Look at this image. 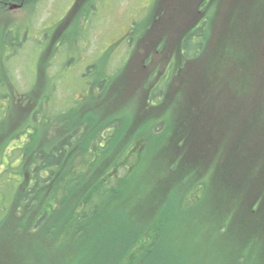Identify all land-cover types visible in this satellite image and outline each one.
Listing matches in <instances>:
<instances>
[{
    "label": "trees",
    "instance_id": "trees-1",
    "mask_svg": "<svg viewBox=\"0 0 264 264\" xmlns=\"http://www.w3.org/2000/svg\"><path fill=\"white\" fill-rule=\"evenodd\" d=\"M215 1L223 3L193 0L201 23L181 36L172 55L175 83L180 58L208 50L194 91L180 102L172 81L159 86L163 76L141 83L144 97L132 81L137 87L123 100L127 64L115 78L91 82L88 96L58 101L48 63L39 60L42 86L36 79L21 95L13 85L0 93L7 97L0 109V207L7 208L0 215V264H264V141L247 137L258 127L263 89L249 98L257 113L253 122L244 115L233 143L221 127L229 107L235 114L246 108L241 93L254 60L247 45L246 52L233 46L241 30L259 45L264 0H233L211 42ZM160 45L164 50L166 42ZM229 47L228 64L215 59L228 57ZM237 72L240 81L225 96V82L232 87ZM1 79L8 89L9 77ZM219 99L227 103L217 107ZM11 130L31 142L9 149ZM11 151L21 157L16 170Z\"/></svg>",
    "mask_w": 264,
    "mask_h": 264
},
{
    "label": "rangeland",
    "instance_id": "rangeland-1",
    "mask_svg": "<svg viewBox=\"0 0 264 264\" xmlns=\"http://www.w3.org/2000/svg\"><path fill=\"white\" fill-rule=\"evenodd\" d=\"M90 1L91 0H88V2ZM92 1L90 6L86 8L89 11L88 15L78 19V25L75 24L74 26H70V23L75 19L73 18L74 14L72 18L66 20L68 25L66 24L65 26L67 27L65 32L63 28L64 38L55 47L58 37L52 44L55 48L51 47L48 49L46 56H44L43 60H46L47 63L49 61L51 62V66L49 64L46 68V75H51V78L53 75H58L55 84V95L59 97L58 101H60V97L65 98L69 95L78 99L82 92H86L85 96H88L87 92H89L88 88H90L89 84L91 82L99 79L101 76L104 78H115L116 74L121 72L126 64L123 81L127 89L123 95H121L123 100L131 94L134 87H137L132 83V81L137 79L136 83H140L138 90L140 89L141 97H144L146 94V89L141 87V83H144L150 78L153 79L155 77L153 80L157 82V79L163 76L159 86L162 87L169 84L172 81L170 78L172 75V64L175 60V57L172 55H174L177 45H180L181 36L195 25H199L195 23V16L193 14L190 15L193 0H166V4L164 0ZM72 2L73 0H58L56 6L55 0H43L38 13L36 12V15L31 17L33 18L32 29L39 30V27H44L54 17V20L62 19ZM232 2L233 0H223V3L218 4L219 2L215 1L218 13L215 17L214 28H212L213 38L211 35L209 37V40L211 38V42L214 40L217 32H219V28L222 26L226 12ZM156 9H159V16L157 18L154 16L152 21L151 16ZM26 15H28L27 12ZM200 17H202V15ZM26 18L28 22H26ZM26 18L24 21L20 20L18 26L20 23L29 24L30 19L28 16H26ZM188 19L190 22L189 24L187 22ZM23 35L24 31L21 30L19 36L22 37ZM38 35L39 33H37V36H30L32 40H25L20 46L14 47V49H12V47L3 48V50L0 48V55L2 52L0 60H3V63L6 64L5 69L0 70V72H2L4 78L9 77L11 83L8 87L10 91H8L7 86L5 87L3 81L0 83L1 94L6 95L12 92V85L15 86V90L20 91V95L29 89L32 80L37 75V60L43 50L38 47L43 43L41 39L42 35ZM249 38V34L241 30L240 35L235 39L237 45L233 46L235 51L245 49L244 52H246L247 45L248 52L253 56L254 65L252 66L253 71L251 73H246V85L241 93L243 107L246 108H243L235 114L233 106L232 108L229 107L228 111L231 113L229 115L230 118L224 119L221 122V127L225 131V141L227 144L230 142L233 143L239 136V132L242 128V126H239V123H242L241 120L245 114L250 113L251 115L246 116V121L253 122L252 114L255 111L254 114L257 113V102H249V100L251 99V95L258 93L264 84V27L262 31H260L259 41L261 42H259V45L258 43L251 45L252 43ZM0 40L2 41V36ZM38 40L41 41L40 44ZM163 41L166 42V46L164 50H161L158 46H161L160 44H162ZM192 42L194 44H200L201 39L192 37ZM109 48H111V50ZM213 48L214 47H212L211 50ZM52 51L55 55L53 54L54 57L51 59L50 55ZM200 52L201 48L195 49V51H190L187 57L180 58L182 63L180 67V76L175 83L172 81L174 87H176V85L178 86V102L186 98L189 92L194 91L192 86L196 81V74L200 73L204 68L205 62L208 60V50L205 49L203 54ZM231 55L232 50L231 47H229L228 57H216L215 59L224 61L228 64L231 60ZM167 69H170V71L169 76L166 78ZM240 75L241 74L237 72L232 76V87L231 84L229 86V80L225 82V96H230L232 94V89H234L235 85L240 81ZM37 83L39 86H42L43 81L39 79ZM215 93L217 94L218 91ZM172 94H174V92ZM16 95L18 96V94ZM157 95L159 96L160 93H157ZM70 100L71 99H68L64 104H60L59 107L65 109ZM32 102L33 100L29 104L31 105ZM6 103L7 97H0V109H2ZM54 103L55 102L52 103V107ZM226 103L225 100L219 99L217 100V107ZM256 120L258 122V127H252L254 133L249 134L250 131L247 134V137H252L253 144L264 141V130L259 128L264 127V108L263 110L260 109L255 118V121ZM247 123L248 122H246V124ZM45 129L48 136L53 134L48 127ZM14 132L15 131L11 130L9 134L10 137L12 136L10 138L12 144L10 143L9 149H17L18 147L23 148V146L31 142L28 136L14 138ZM13 151H11V153ZM18 152V156H20L21 151L18 150ZM12 154L14 158L11 164L14 162L15 168L13 169L16 170V167L19 166L21 157H17V151ZM1 170L0 167V171ZM169 205L176 207L177 211L178 206L176 203H170ZM185 207H188V205ZM185 207L182 208L181 212L186 209ZM4 208L7 209L5 205L0 207V215L1 211H4ZM159 208V212L163 217L165 211L163 207ZM260 231L262 232L260 236L264 237V226L260 227ZM1 254H9V252L6 250ZM146 264H153V262L148 261Z\"/></svg>",
    "mask_w": 264,
    "mask_h": 264
},
{
    "label": "flooded vegetation",
    "instance_id": "flooded-vegetation-1",
    "mask_svg": "<svg viewBox=\"0 0 264 264\" xmlns=\"http://www.w3.org/2000/svg\"><path fill=\"white\" fill-rule=\"evenodd\" d=\"M42 1L43 0H0V39L2 36L3 41L2 42L0 40V45L2 43L5 48H14L18 45L20 46V44H22V42H24L25 40L28 41V39H31V37L37 36V33H39L38 36L42 35L41 39L43 41V43L40 44L41 41L38 40L40 44L38 47L43 49L40 56H46L48 49L53 47L52 44L59 36L62 35L63 28H66V24L68 25V22H66V20L74 14V7H79L84 0H73V2L67 8L62 19L54 20L55 17L53 16L54 18L49 21L47 25H45L44 27H39V30H34L32 29L33 18L31 17H34L36 15V12L38 13ZM57 1L58 0H55L56 6ZM26 12L28 13V15H26ZM26 16H28V18L30 19V23H20L18 26L19 21H24ZM25 20L26 22H28L27 18ZM21 30L24 31V35L22 37L19 36ZM58 42L59 41L57 40L56 43ZM36 79L39 80V78H37V75L34 78V82L36 81Z\"/></svg>",
    "mask_w": 264,
    "mask_h": 264
}]
</instances>
